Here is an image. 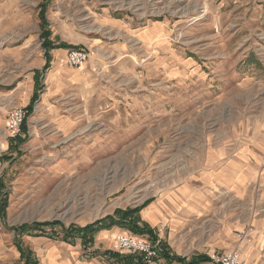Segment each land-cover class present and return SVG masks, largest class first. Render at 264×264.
Instances as JSON below:
<instances>
[{
  "label": "rangeland",
  "instance_id": "1",
  "mask_svg": "<svg viewBox=\"0 0 264 264\" xmlns=\"http://www.w3.org/2000/svg\"><path fill=\"white\" fill-rule=\"evenodd\" d=\"M39 10L52 39L79 48L101 41L105 51L123 45L122 62L108 72L116 74L120 107L105 106L84 116L91 123L63 130L49 110L37 112L42 88L32 110L23 107L21 134L10 138L4 111L24 105L18 85L37 66L45 86ZM105 17L141 31L151 24V56ZM0 92V155L10 157L0 161V264H25L18 239L35 256L37 243L58 242L64 232L45 226L41 236H17L12 227L53 220L83 227L117 210L135 213L167 187L205 184L202 175L226 167L247 139L264 143V0H0ZM66 101L52 102L70 120ZM14 139H24L17 150ZM209 186L220 209L234 204L238 217L251 201L253 212H264V178H250L241 191L247 195L237 193L234 202L224 188ZM124 228L116 234L131 232Z\"/></svg>",
  "mask_w": 264,
  "mask_h": 264
},
{
  "label": "crops",
  "instance_id": "2",
  "mask_svg": "<svg viewBox=\"0 0 264 264\" xmlns=\"http://www.w3.org/2000/svg\"><path fill=\"white\" fill-rule=\"evenodd\" d=\"M40 14L39 10L42 29L40 35L44 30L47 32L46 46H43L44 36H40L42 48L46 54L42 69L47 70L45 74L47 76L45 86H40L38 80L41 75H39V67L36 66L25 85L19 84L22 80L17 82L24 94L22 109L24 106L27 108L35 93L45 88L43 94L38 95L37 112L49 110V116L54 118L58 127L68 130L74 129L81 123H91V121H85L84 116L100 113L101 108L105 106L120 107L115 101L120 97L114 86L116 74L108 72L115 69V65L121 61L119 55L125 50L123 45L114 43L108 47V51H105L103 50L105 44L101 41L92 42L91 39L80 47L89 51V59L81 66H69L66 63L67 49L79 48V46H72L62 38L52 39L51 30L45 28L46 23ZM104 21L110 28L133 34L140 39L142 46H139L138 50L141 49L145 55L151 56V24L141 31L127 26L119 19L105 17ZM32 37L33 35H30V38L26 37L25 44L31 43ZM45 47H47L46 50ZM108 52L112 58L105 57ZM13 87L7 88L9 93ZM54 99L59 101L67 99L66 103L72 113L69 118H73L70 119L71 121L67 119L68 117L59 114L58 108L63 107L61 104H53ZM50 108L53 109L50 110ZM132 108H134L133 105ZM4 116L6 118V111ZM261 130H264V127H261ZM262 136L264 137V134ZM17 141L14 139L16 145L14 150H17V144L24 139H17ZM245 142L243 152L236 155L231 151L227 154L233 155L228 159L226 167L209 170L202 175V181L205 184L185 183L167 187L138 208L132 214L135 215L133 218L119 220L120 216H116L118 222L109 226H105L107 222H103L88 237L89 239L83 238L80 233L68 234V236L63 233L62 240L58 242L37 243L36 257L30 250L31 258L36 264H137L138 259L135 255L117 250L114 244L116 232L126 225L131 232L140 231L141 234L150 235L152 239L158 240L160 257L153 264H213L209 260V253L224 252L233 248V244L237 242L238 233L242 231L246 232L245 240L239 248L243 260L246 264H264V212H257L256 209L253 212L252 203L248 201V206L245 202L242 203L245 208L243 207V213L239 212L237 217L234 204L231 206L226 204V207L220 209L213 195L209 194L212 189L209 185H216L227 190V195L234 202L238 196L237 193L247 195L246 191L244 193L241 191L247 188L250 178H264V143L257 140L252 142L251 138ZM225 148L229 146L224 145L222 150ZM216 151L220 152V149ZM208 154H214V152ZM7 156L0 155V161L8 160L10 157ZM242 181L245 182L243 187ZM262 188L264 189V186ZM22 245L25 247L24 244ZM19 253L24 263L25 258L20 251Z\"/></svg>",
  "mask_w": 264,
  "mask_h": 264
},
{
  "label": "built area",
  "instance_id": "3",
  "mask_svg": "<svg viewBox=\"0 0 264 264\" xmlns=\"http://www.w3.org/2000/svg\"><path fill=\"white\" fill-rule=\"evenodd\" d=\"M87 59L88 54L84 49L73 48L67 53L66 63L78 67ZM6 118L7 137L15 138L19 136L21 134L22 124L25 121V111L19 107H12L7 111ZM245 237L246 232H239L237 235V246L224 252L212 251L209 253V260L213 264H244L239 244L244 242ZM114 244L117 250L135 255L140 264H153L160 257L158 240L132 232H118L114 237Z\"/></svg>",
  "mask_w": 264,
  "mask_h": 264
},
{
  "label": "trees",
  "instance_id": "4",
  "mask_svg": "<svg viewBox=\"0 0 264 264\" xmlns=\"http://www.w3.org/2000/svg\"><path fill=\"white\" fill-rule=\"evenodd\" d=\"M42 35L43 36L45 35L44 31H43ZM35 96H36V93H35L33 99L35 98ZM33 99L30 102V104L27 106V110L28 111L32 110ZM23 128H24V130L26 129L25 124H24ZM2 190H3V184H2V182L0 180V213H3V208L5 207V204H6V197H5L4 201L1 198V195L3 194ZM136 210H138V209H136ZM115 212L116 213L113 214V215L108 214V215L104 216L103 218L98 219L95 222L87 224V225H85L83 227H78V226H75V225H72V224H70V225L65 227L64 224L61 223L60 221L53 220V221H45V222H32L30 224H22V225H19V226H16V227H12V229H13L14 233L17 236L23 235V234H27V235H42L43 234L42 228H44L45 226H50V227L61 226L62 231L64 233H66L67 236H68V234L80 233V234L83 235V238L89 239L88 237H90V235L97 228H99V226H101V224L103 222H107V224H105V226H109V225L115 224V223L118 222L116 220V216H118V215L120 216L119 220H122L123 218L128 219L127 216H130L134 212V209L132 211L117 210ZM128 212H129V214H128ZM126 214H127V216H126ZM36 231H39V233H36ZM133 232L135 234H141L140 231L133 230ZM20 243L21 242L18 239L15 244H16L17 249L21 252V255L25 258L24 263L25 264H36L35 260L33 258H31L30 249L27 248L26 246L23 247L22 243L21 244ZM137 264H140L139 260H138Z\"/></svg>",
  "mask_w": 264,
  "mask_h": 264
},
{
  "label": "bare ground",
  "instance_id": "5",
  "mask_svg": "<svg viewBox=\"0 0 264 264\" xmlns=\"http://www.w3.org/2000/svg\"><path fill=\"white\" fill-rule=\"evenodd\" d=\"M142 198V197H141ZM139 200V199H138Z\"/></svg>",
  "mask_w": 264,
  "mask_h": 264
}]
</instances>
